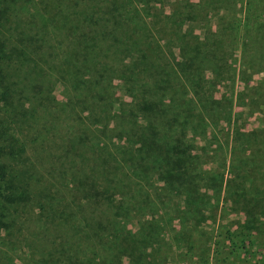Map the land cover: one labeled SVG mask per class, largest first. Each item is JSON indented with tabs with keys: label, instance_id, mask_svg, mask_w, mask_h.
I'll use <instances>...</instances> for the list:
<instances>
[{
	"label": "trees",
	"instance_id": "16d2710c",
	"mask_svg": "<svg viewBox=\"0 0 264 264\" xmlns=\"http://www.w3.org/2000/svg\"><path fill=\"white\" fill-rule=\"evenodd\" d=\"M148 1L0 0V264L29 247L26 223L42 235L20 264L153 263L165 228L188 253L203 245L205 262L245 253L247 225L202 224L222 194L252 223L264 204L245 189L232 201L235 166L206 173L192 148L218 117L201 64L218 75L225 46L205 29L202 43L171 46L182 12L175 34L166 23L154 37Z\"/></svg>",
	"mask_w": 264,
	"mask_h": 264
},
{
	"label": "rangeland",
	"instance_id": "374dc122",
	"mask_svg": "<svg viewBox=\"0 0 264 264\" xmlns=\"http://www.w3.org/2000/svg\"><path fill=\"white\" fill-rule=\"evenodd\" d=\"M145 5V11H140L151 15L152 21L158 22H150L154 37L164 35L160 26L166 23L168 30L175 34L174 30L181 21L176 15L178 12L184 13L183 17L186 19L183 21L181 34L176 38L181 40H172L173 44L169 43L171 46L193 44L194 41L202 43L203 29L210 32L209 35L216 38L221 46H225L226 51L221 54V61L216 62L224 65L225 69H219L218 75H214L211 62L201 64L204 76L214 80L209 85L212 96L210 104L218 117L216 121L206 119V131L197 135L192 148L197 152L198 160L206 173L219 170L224 172V177H228V165L231 162L235 166L236 170L231 174L234 178L230 189L233 194L228 191L232 201L236 198L235 193L241 189L253 190L255 200L263 205L264 198L260 199L264 196V0H149ZM172 11V18L164 21ZM204 12L205 20L202 18ZM168 48L170 51H166V56L171 61H179L181 48ZM190 55L196 59V56ZM56 93L62 96L61 89L56 90ZM35 142H40V137ZM56 181L52 180L54 184L60 182ZM221 196L216 215L218 220L215 218L213 222L209 218L202 225L209 231L215 224H225L227 220L232 222L233 228L247 225L248 228L243 231L250 232L251 238L247 242L245 253L231 256L229 263L264 264V211L252 223V208L235 202V212L231 211L228 204L224 203L223 194ZM251 203L255 204V201ZM256 208L262 207L255 206V210ZM136 221L138 219L135 218L127 220V226L133 228ZM170 226L179 229V222L175 220ZM167 229H162L165 241L160 244L162 251L157 250L158 261L146 264H218L212 255L207 262L195 255L203 251V245L194 249L193 253L186 252L183 246L177 247V241L172 238L174 235ZM25 230L29 247L24 249V253L16 251V264H20L16 256L29 261L31 252L38 251L34 248L37 243L35 234L40 239L41 227L26 223ZM45 241L44 245L49 242L47 239ZM121 263L128 264L126 259Z\"/></svg>",
	"mask_w": 264,
	"mask_h": 264
}]
</instances>
